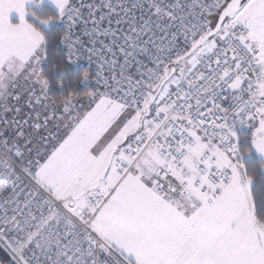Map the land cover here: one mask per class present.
<instances>
[{
	"label": "snow or ice",
	"instance_id": "snow-or-ice-1",
	"mask_svg": "<svg viewBox=\"0 0 264 264\" xmlns=\"http://www.w3.org/2000/svg\"><path fill=\"white\" fill-rule=\"evenodd\" d=\"M0 264H264V0H0Z\"/></svg>",
	"mask_w": 264,
	"mask_h": 264
}]
</instances>
